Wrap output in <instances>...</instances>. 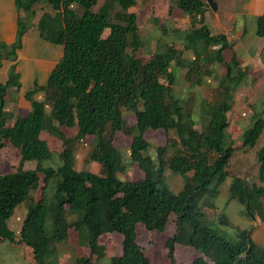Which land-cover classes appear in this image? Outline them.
<instances>
[{
    "label": "trees",
    "instance_id": "obj_1",
    "mask_svg": "<svg viewBox=\"0 0 264 264\" xmlns=\"http://www.w3.org/2000/svg\"><path fill=\"white\" fill-rule=\"evenodd\" d=\"M175 2L192 22L182 49L166 42L164 49L142 57L136 54L143 41L137 14L131 10L137 0H102L100 4L99 0H15L16 40L11 45L0 43L1 57L16 58L23 35L34 24L37 5L47 9L34 24L41 38L63 46V55L46 83L25 92L30 108L17 115L11 126L7 120L12 115L4 107L9 89L17 91L20 86L15 62L8 68L6 81H0V149L11 144L19 154L14 171L0 173V242L28 244L34 264H53L57 246L68 242L71 228L89 255L74 256L70 264H98L92 258L103 256L100 239L114 232L122 237L121 252L112 255L108 264H150L137 241V226L164 231L172 215L175 231L166 237L165 245L173 264L176 244L198 253L191 264H264V246L252 238L253 227L240 230L236 240H228L204 218L203 205L212 203L199 198L207 191L215 195L217 189L209 185L228 175L226 168L234 154L226 143L228 115L247 66L233 53L224 59L232 44L226 34H212L205 24L209 10L205 0ZM254 23L255 34L264 38V13ZM103 30L106 35L101 37ZM183 50L191 52L192 58L184 57ZM212 63L222 65L225 72L217 84V98L213 102L201 99L196 117L190 98L174 91L176 69H186L185 79L194 88L201 86L203 76L212 75L213 70L206 67ZM38 92L41 99L34 98ZM124 110L133 112L134 124L126 123ZM252 118L253 124L242 134L245 149L255 146L264 129L261 114L253 110ZM62 128H76V133L70 136ZM158 129L172 131L175 138L171 153L163 146L153 156L145 134ZM43 131L62 141L59 166L43 165L53 157L40 136ZM117 131L131 137L128 162L113 143ZM88 136L93 145L86 160L97 162L98 172L78 170L72 162L76 144ZM26 162L34 166L25 167ZM133 162L143 177L122 178L120 174ZM257 163L264 182V137ZM167 168L182 177L177 192L165 180ZM38 188L40 197L32 198ZM228 190L232 198L247 205L246 213L261 218L264 183L232 176ZM30 198L16 238L8 222Z\"/></svg>",
    "mask_w": 264,
    "mask_h": 264
},
{
    "label": "rangeland",
    "instance_id": "obj_2",
    "mask_svg": "<svg viewBox=\"0 0 264 264\" xmlns=\"http://www.w3.org/2000/svg\"><path fill=\"white\" fill-rule=\"evenodd\" d=\"M101 2L102 0H99V4ZM216 2L217 10L213 11L210 9L206 14L207 17L204 22L212 34H219L225 25L228 27L232 26L233 22L236 23V26L240 25L241 29L239 31H243L242 35L237 33V28L231 29L228 35H226L232 46L226 49L224 59L229 60L233 53V56L237 57L242 65L247 66L248 73L233 92V99L228 115L229 125L226 143L234 148V154L229 166L226 168L228 175L221 182L217 183L215 180L209 185L210 189L214 186L217 189L215 195H212L211 191H207L199 198L202 202L212 203V206L208 205L209 203L203 205L204 218L207 219V223L219 234L230 241H234L238 238L237 234L240 230L249 229L252 226V238L258 244L264 246V212L261 218L258 215L252 216V214L246 213L245 209L247 205L244 206L236 198H232L228 190L232 176H240L249 183H264L260 181V168L257 163V150L263 143L264 129L254 147L250 149L242 147V134L254 122L252 118L253 110L264 118V107L261 106L264 97V38L255 34V18L247 12L241 11L240 0H216ZM35 10L36 17L33 22L34 24L43 10L47 9L37 5ZM131 10L137 14L139 31L143 41L142 48L136 53L138 56L147 57L155 51L162 50L166 42L172 43L178 46L179 49H182L185 34L192 27V22L191 16L180 10L176 6L175 0H137V3ZM228 14L229 18L231 16L230 21L224 18V15ZM216 16L220 17V23L217 22ZM34 24L32 25L33 27H35ZM195 24L198 25L197 22ZM105 35L106 30L99 33L101 37ZM44 41L40 42L44 43ZM36 54L40 57L41 51L39 49L36 50ZM182 55L192 58L191 52L186 50H183ZM206 67L213 70L212 75L203 76L201 86L194 88L185 79L186 69H176L177 84L173 86L174 91L180 96L190 98V103H193L195 106L194 114L196 117L198 104L201 99L213 102L217 98V84L220 76L225 72L224 67L220 64L212 63L206 65ZM162 82L165 83L163 80ZM18 91L13 92L20 95V91ZM17 94H13L14 99L12 102L15 106L14 114L16 116L19 113L22 115L26 114L30 108L27 100L20 98ZM34 97L42 98V94L37 93ZM8 101H10L9 98ZM21 101H25L28 104V108L22 106ZM7 105H11V103H7ZM5 111L8 115H12L9 110L5 109ZM47 111H49L48 107ZM123 113L127 124L131 125L135 123L133 112L124 110ZM14 119L13 117L9 118L7 125L11 126ZM62 129L70 136L76 133V128ZM40 136L47 142L49 149L53 152L51 160H46L43 165H52L54 167L61 165L62 161L59 159L58 153L63 148L62 141L47 131H43ZM145 137L150 143V153L153 156L156 154L157 148L163 146H166L169 150L168 154L171 153V140L175 138L172 131L165 132L161 129L149 130L146 132ZM113 143L119 147L124 161L128 162L130 158L129 145L131 137L117 131ZM92 145V136H88L79 144H76L72 157V162L76 169L81 170L86 168L93 172L99 171L97 162L86 160ZM18 160V150L11 144H6L0 149V173L14 171ZM28 166H34V163L26 162L25 167ZM39 176L40 186H42L44 184V175L40 173ZM120 176L136 181L143 177V172L138 167V164L133 162L127 165L126 170ZM165 180L174 192L179 191L182 186L181 175L171 172L168 168L165 170ZM50 189L51 186L47 187L46 191L49 192ZM31 197L38 199L40 197V188L33 192ZM32 200L30 198L25 203L20 204L8 222L9 226L14 230L16 238L20 223L24 218L23 216H25V209L31 204ZM262 201L264 207V200ZM174 219L175 216L172 215L164 231H149L140 224L137 226V241L143 247L150 264H173L167 255L165 239L175 231ZM121 239V235L115 232L102 236L100 241L103 243V256L98 259L93 257V261L98 264H108L109 258L112 255L121 252ZM77 255H89V249L86 246L79 245L77 232L74 228H71L68 242L60 243L57 246V255L56 259H53V264H70L73 257ZM197 255L198 253L190 246L175 245V264H191L192 259ZM0 264H34L30 246L28 244H13L9 240L0 242Z\"/></svg>",
    "mask_w": 264,
    "mask_h": 264
},
{
    "label": "crops",
    "instance_id": "obj_3",
    "mask_svg": "<svg viewBox=\"0 0 264 264\" xmlns=\"http://www.w3.org/2000/svg\"><path fill=\"white\" fill-rule=\"evenodd\" d=\"M240 7L242 12H247L255 18L258 14L264 13V0H240ZM209 10L205 12V18L207 17L206 14ZM17 18L18 13L15 0H0V43L11 45L15 42L17 33ZM215 18L217 22H221L220 17L216 16ZM224 18L230 21L231 16L229 18V14L224 15ZM234 28H237V33L242 35L243 31H239V29H241L240 25L236 26L235 22H233V25L229 27L225 25L221 31L219 30V33H225L228 35L230 30ZM39 40L43 42L44 39L41 38L36 27L31 26L23 35L22 47L17 50L16 58L14 60L5 59L0 56V81H6L8 68L10 64L14 62L16 63V71L19 76L18 80L20 86L18 90L20 91V95L15 93L18 90L13 92L14 89L11 87L8 91V96L5 102V109L12 113L13 118L16 117V114H14L15 106L14 103L12 104L14 99L13 94H17L20 98L25 99L24 95L26 91L33 89L34 86L45 84L52 69L63 55V46L61 44H54L48 41L41 43ZM38 49L41 51L40 57L36 54V50ZM8 98L10 101H8ZM36 99L41 98L36 97ZM7 103H11V105H7ZM20 103L22 106H26L28 108V104L25 101H21ZM19 115L22 114L19 113ZM26 211L27 208L25 209L24 215L26 214Z\"/></svg>",
    "mask_w": 264,
    "mask_h": 264
},
{
    "label": "water",
    "instance_id": "obj_4",
    "mask_svg": "<svg viewBox=\"0 0 264 264\" xmlns=\"http://www.w3.org/2000/svg\"><path fill=\"white\" fill-rule=\"evenodd\" d=\"M205 2L207 3L209 9L216 11L217 10V2L216 0H205Z\"/></svg>",
    "mask_w": 264,
    "mask_h": 264
}]
</instances>
